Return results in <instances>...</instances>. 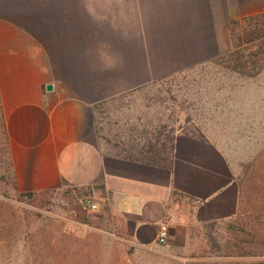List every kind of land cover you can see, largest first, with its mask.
Listing matches in <instances>:
<instances>
[{"label": "crops", "instance_id": "1", "mask_svg": "<svg viewBox=\"0 0 264 264\" xmlns=\"http://www.w3.org/2000/svg\"><path fill=\"white\" fill-rule=\"evenodd\" d=\"M263 12L264 0H0V106L18 192H85L97 212L80 233L102 239L103 264L207 261L187 234L237 213L223 151L187 120L168 168L124 159L105 147L95 106L207 67L230 51L231 20Z\"/></svg>", "mask_w": 264, "mask_h": 264}, {"label": "rangeland", "instance_id": "2", "mask_svg": "<svg viewBox=\"0 0 264 264\" xmlns=\"http://www.w3.org/2000/svg\"><path fill=\"white\" fill-rule=\"evenodd\" d=\"M96 117L107 149L118 137L141 146L145 133L163 125L176 130L187 120L197 123L233 166L238 204L229 219L189 228L193 255L207 259L202 264H264V70L245 79L208 63L105 101ZM3 150L2 137L0 264H103L102 239L80 233L93 215L85 192H18Z\"/></svg>", "mask_w": 264, "mask_h": 264}, {"label": "trees", "instance_id": "3", "mask_svg": "<svg viewBox=\"0 0 264 264\" xmlns=\"http://www.w3.org/2000/svg\"><path fill=\"white\" fill-rule=\"evenodd\" d=\"M231 49L229 52L216 56L210 63L219 67L228 74H234L240 78L254 79L264 70V12L239 19H233L227 24ZM158 80L155 83H159ZM115 97L111 100H114ZM104 103V102H103ZM102 103L95 106V111ZM97 124V117H95ZM168 128V129H167ZM98 131V129H97ZM174 129L166 125L161 130L145 133L139 146L134 139L128 142L118 137L117 143L112 145L113 154L124 159L145 164L168 168L172 159L174 147ZM4 140V156L8 159L7 165L13 188L17 190L12 173L10 155L8 151L6 126L0 106V139ZM18 191V190H17ZM32 195L34 193H22Z\"/></svg>", "mask_w": 264, "mask_h": 264}, {"label": "built area", "instance_id": "4", "mask_svg": "<svg viewBox=\"0 0 264 264\" xmlns=\"http://www.w3.org/2000/svg\"><path fill=\"white\" fill-rule=\"evenodd\" d=\"M85 209L88 213L94 214L97 212V205L92 202H88L85 204ZM167 239V230L165 227H162L159 229V232L157 234V243L158 244H165Z\"/></svg>", "mask_w": 264, "mask_h": 264}, {"label": "water", "instance_id": "5", "mask_svg": "<svg viewBox=\"0 0 264 264\" xmlns=\"http://www.w3.org/2000/svg\"><path fill=\"white\" fill-rule=\"evenodd\" d=\"M45 89H46V91H51V89H52V88H51V86H50V85H48V86H46V88H45Z\"/></svg>", "mask_w": 264, "mask_h": 264}]
</instances>
